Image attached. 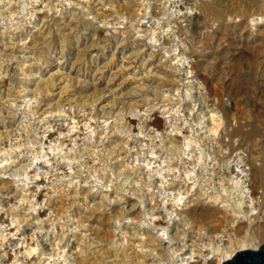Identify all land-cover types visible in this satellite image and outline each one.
<instances>
[{
  "label": "rangeland",
  "instance_id": "rangeland-1",
  "mask_svg": "<svg viewBox=\"0 0 264 264\" xmlns=\"http://www.w3.org/2000/svg\"><path fill=\"white\" fill-rule=\"evenodd\" d=\"M40 1L0 0V92H13L0 97V186L11 187L0 194V264H25L30 245L44 254L40 261L36 252L38 264H72L69 250H88L90 242L72 234L85 240L90 232L75 229V221L63 229L66 211L49 209L40 196L52 192L59 206L69 187L109 193L107 211L117 208L109 220L114 243L136 235H121L133 222L152 228L170 254L175 238L182 250L170 264H222L246 243L263 245L249 243L250 222L240 217L250 210L264 226V0ZM125 2L133 17L119 11ZM85 4L88 25L73 31L49 34L36 20ZM42 29L45 48L27 50ZM49 80L45 111L36 113L38 87ZM96 108L101 115L93 117ZM128 117L130 130L123 129ZM124 147L113 159L110 152ZM174 181L180 186L170 189ZM114 182L132 198L133 216L124 214L132 205L110 195ZM153 198L163 208L155 217ZM20 210L39 220L24 222ZM106 223L97 213L94 227Z\"/></svg>",
  "mask_w": 264,
  "mask_h": 264
},
{
  "label": "bare ground",
  "instance_id": "bare-ground-1",
  "mask_svg": "<svg viewBox=\"0 0 264 264\" xmlns=\"http://www.w3.org/2000/svg\"><path fill=\"white\" fill-rule=\"evenodd\" d=\"M41 1L46 2V4L48 3V5L51 7H54L55 3L58 0H41ZM106 2L112 6V0H107ZM61 3H63V2H61ZM15 6L16 5H14V7H13L14 9H15ZM51 9H53V8H51ZM85 9H87L88 11L91 10L90 7L87 4H85V5H83V9H81V10L79 9V10H75L73 12H70V15H69L68 11H61L60 13L54 11L52 14L49 13L50 12L49 11L46 14H43V16L39 15L38 17H36V20L38 19V21L42 22L41 23V24H43L42 27L44 29H46V31L49 34L53 33L56 30L73 31L74 29H78V27L83 26L85 24L88 25L81 18ZM133 9H134V6L131 5L130 3H126V2L119 6V11L121 10L120 12L123 13L124 15H127L128 17L134 16L133 15ZM69 16H71L70 21L67 20L69 18ZM43 33H44V30L42 29L38 36H36L30 40L29 44L26 46V49L30 50V51H36L37 49H39L41 52V50L43 48H45V46L47 45V41H48L47 36H44ZM48 46H49V44H48ZM79 60L83 61L82 56L80 57ZM1 67L2 66L0 65V71L2 70ZM165 74L170 78L173 76L171 71L165 72ZM1 83H3V82L0 80V84ZM53 87H54L53 80H51V81L49 80L42 87L40 84V86L38 87L42 93V97L39 100L38 104L34 107V110L36 113H38L39 111H43L44 107L47 105V100H49V98H50L49 93ZM2 96H4V97H2ZM12 96H13V92L11 90H8V92L6 94L5 93L2 94V92H0L1 98L8 100ZM34 97H35V95H34ZM98 100L101 101L102 96ZM44 111H45V109H44ZM100 111H101V109L99 110L96 108V111L94 112V114L92 116L93 117L100 116L101 115ZM131 126H132V121H131V118L128 117L124 123L123 129L126 128V129L130 130ZM115 135L117 136V134H115ZM0 139H2L1 136H0ZM172 139L173 138H170L168 143L172 144ZM86 151L87 150H85V154L88 155L89 151L88 152H86ZM123 151L125 152V147L118 150V151L110 152V155L112 157H114L113 159H119L121 157L120 156L121 152H123ZM119 165L120 164L117 163V166H119ZM6 168L8 169V167H6ZM219 173L220 172L216 173V176H219ZM106 176H108V178H107L108 180L111 179V176L109 174H106ZM103 177H105V176L103 175ZM219 178L221 180V177H219ZM85 181L87 183V179ZM169 186H170V189H173L177 186H180V184L176 183V181H174ZM10 188L8 186H6L5 183L2 184L0 186V194H5V195L8 194ZM120 189H122V188H120L119 184L115 183L114 188H113L110 195L115 196L117 198V200L115 199L116 201H118L117 203H120V201L121 202L124 201L125 203L132 205V208L130 209L131 211H124V214L126 212H128V214H130V216H133L134 212H135V211H133L135 208V204H133L131 202L132 198L123 195L121 193ZM133 190H134V188H133ZM62 192H63V194H62L63 199L61 200V202H59L60 203L59 206H58V203H55V201L52 197V194H53L52 192H48L47 194L40 195V196L41 197L42 196L47 197L46 198L47 199L46 205L48 206L49 209L53 208V207L58 208V209L63 208L66 211L64 213L65 215L60 214V216H59L60 219H64V222H62L60 225L63 229L68 224V222L71 223V221L72 222L75 221L76 222L75 223V229H78V228L86 229L88 232H90V238H86L85 240H84L83 236H80L77 233L72 234V237L74 238L75 242H78V243L81 242V244L84 242H87V241L90 242V244L88 246V250H83V249H78V248H75V249L70 248V249H72V251L69 250V253L71 256H73L72 264H86V263H89L90 261H93V263H96V264H101V263L102 264H165L166 262H168L167 264H170V262L173 261L172 259L175 257L174 255L176 254V252H179L182 250V247L179 245V243L175 242V238H172L171 242L175 246L176 251L174 253L170 254L169 251H167L165 248H163V245L161 243V242H163V239L152 234V231L150 230L152 228H150V227H142L141 228L139 225L134 224V222L132 223V225H123L122 227H120V228H122V231H121L122 234L121 235L125 234V236H126V233H127L126 231H128L129 229H135L136 235L130 234L126 238V241H127L126 244L119 245V243H117V242L114 243V239H115L116 235H114L115 233L112 231L109 232V230H110V224H109L110 221L109 220L112 219L113 213L117 212V208L112 207L110 213L107 211L108 207H110V204L107 202V197H108L109 193H107L105 195H102L101 193H97V194L95 193L94 194L90 191V189H85V188L82 189L81 188L80 190H77L76 188H71V187L64 188V191H62ZM59 193H60V191H59ZM134 193L136 194L135 191H134ZM187 194H188L187 191H186V193L184 192V195H187ZM31 197H32V195H31ZM97 198H99V201L96 200ZM27 199L24 196L22 198L23 201H25ZM214 199L216 200V198H214ZM87 200L94 202L93 204H95V207L94 208H90V207L87 208V205H86L85 210H80V208L74 207L77 204V202L79 203V201H80V202L84 203ZM179 201H177V203H176L177 206L178 205L180 206ZM152 204H153L152 206L150 205V209L152 210V216L153 217H155L158 214V213L156 214L155 212H160V213L163 212V208H161V206H160L161 204L159 203V201L156 198L154 199V203H152ZM258 206L260 207V213L262 214L264 212V203L258 202ZM246 210H244V213H246L245 216H242L240 218L241 219L247 218L248 221L250 222L249 223L247 221L249 223L248 225H250V234H249V237L247 238V240L251 241V240H254L257 238L258 239H264V228H263L264 226L262 227V225L259 224V216L251 214L250 210H248V211H246ZM60 211L62 212V210H60ZM238 211L235 210V212H237V213H238ZM242 212L239 211V214H241ZM20 213H21V216H22L24 222L26 221L27 217H29V218L32 217L33 219L39 220L38 216L35 215L34 213L28 214L27 216L25 213L22 212V210H20ZM97 213H100V220L101 221L107 222L105 224V228H103V229H102V227H101V229L94 227L93 221H95V217H96ZM121 214H123V212ZM161 215H164V214H161ZM22 218H21V220H22ZM133 219L136 221L138 218L137 217L135 218V216H134ZM50 221L54 222L55 219L51 218L50 220H48V222H50ZM43 222L41 223L40 228H42ZM48 222H46V223H48ZM86 222H87V224H85ZM159 225H161V224H159V222H156V226H159ZM109 241H110V244H109ZM250 241H249V243H250ZM95 243H101L100 245L102 248H100V250L98 249L97 252L92 253L91 252L92 246L95 245ZM246 244L243 245L242 250L256 249L257 248L254 246L250 247L249 245H246ZM66 246H69V245H66ZM106 247H108V248H106ZM138 247H140L141 249L138 250ZM38 250L39 249H37V247L30 245L27 248L26 260H24L23 263H25V264H38L37 261L35 260L36 252L40 254V256H39L40 261L43 259V258H41V256L44 255L43 252H38ZM233 255L227 254L222 262L231 259L233 257ZM105 256H107L108 258L103 260V257H105ZM4 257H5V255L0 253V261L3 260ZM108 259H112V262L108 263ZM163 262H165V263H163ZM181 264H182V262H181ZM186 264H189V262L187 261Z\"/></svg>",
  "mask_w": 264,
  "mask_h": 264
},
{
  "label": "water",
  "instance_id": "water-1",
  "mask_svg": "<svg viewBox=\"0 0 264 264\" xmlns=\"http://www.w3.org/2000/svg\"><path fill=\"white\" fill-rule=\"evenodd\" d=\"M222 264H264V244L257 249L238 251L234 256Z\"/></svg>",
  "mask_w": 264,
  "mask_h": 264
}]
</instances>
